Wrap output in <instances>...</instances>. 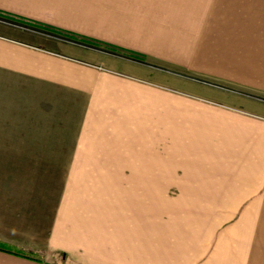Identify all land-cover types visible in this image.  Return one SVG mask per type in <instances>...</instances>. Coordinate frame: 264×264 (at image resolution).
I'll list each match as a JSON object with an SVG mask.
<instances>
[{
  "label": "rangeland",
  "instance_id": "374dc122",
  "mask_svg": "<svg viewBox=\"0 0 264 264\" xmlns=\"http://www.w3.org/2000/svg\"><path fill=\"white\" fill-rule=\"evenodd\" d=\"M0 1V37L14 42L0 40V174L9 184L0 187L31 186L35 202L52 206L64 190L71 219L123 249L149 242L157 251L175 236L201 251L263 247L264 211L222 208V191L250 165L245 146L224 141L256 120L224 102L254 103L261 93L236 89L218 70L233 38L246 42L241 56L264 66V0H86L87 23L112 22L97 27L104 38L82 33L83 23L80 32L63 18H36L37 0ZM117 35L127 45L109 41ZM40 41L54 52L28 47ZM102 59L134 76L94 65ZM86 109L117 142H66L62 112L71 135Z\"/></svg>",
  "mask_w": 264,
  "mask_h": 264
},
{
  "label": "crops",
  "instance_id": "0c3cea01",
  "mask_svg": "<svg viewBox=\"0 0 264 264\" xmlns=\"http://www.w3.org/2000/svg\"><path fill=\"white\" fill-rule=\"evenodd\" d=\"M10 3H17V1L10 0ZM85 3L86 0H67V3L63 0H37L32 2L33 10L36 8L40 10L33 13H41L34 15L36 18L43 19V16L53 20L63 18V26H68L81 32L84 29L82 28L83 25H85L88 26L89 30L85 29L82 33L100 38L103 33L97 27H102L106 23L110 24L112 22L101 21V19L97 18L99 20L95 21L96 23L93 20L87 23V20L91 19L90 16L94 13L84 10L82 5ZM0 4H2L1 1ZM66 17L78 18L76 20L79 23L73 18ZM92 18L94 17L92 16ZM64 19H67L65 20L67 22H64ZM80 23H83V25L80 26ZM145 23L141 21L132 22L135 28ZM127 25L129 26V24ZM101 38H104V36ZM118 38L125 40L122 35H117V38H112L109 41L112 44L117 43L118 45L121 43L120 45H127V42L118 40ZM0 40L14 43L12 40L2 37H0ZM225 41L227 40L225 39ZM227 42L223 43L222 67H219L218 71L228 77L231 85L232 83H234L233 86L238 84L239 86L237 85L236 89L243 91L253 90L261 93V95H256L261 100L257 99L253 103L252 99L245 96V99L241 98L242 100H239L237 104L228 105L224 102L226 106L238 109L240 113L247 117H255L256 120H251V126H245L246 130H242V133L239 132V138L235 139L234 137L224 141L230 142L231 145L233 143L238 145V142L239 146H245L246 151L244 153L249 156L248 162L250 165L246 167L243 173L237 175L235 178L237 181L231 186V190L227 191L224 188L227 185H223L222 194L229 196V199L223 202L222 208L223 210L254 209L264 211V205L262 206V202H259L260 196L264 194V66H257L254 62H251V59L248 60L246 55L241 56L238 53L237 50L245 49L246 42H237L234 38ZM47 43L40 41L38 44H32L34 47H28L54 52L53 49L47 46ZM135 48L145 50L140 41L136 42ZM207 52V67L211 68V52L209 49ZM52 55L55 56V54ZM65 55L75 57L73 53ZM94 65L108 67L111 71L119 72L126 76H134V74L130 73V68L126 72L116 69L114 60H95ZM218 71H216L217 75L220 74ZM85 111L83 114L81 113L82 115L80 114L79 125L71 135H68L64 126L67 118L64 119L63 114L67 112H62L61 131L66 142L69 137L72 138L69 142H117V131L112 134L110 129L102 131L96 129V126L91 122L94 119L92 112L87 109ZM133 112L134 110H132ZM53 116L55 120V114ZM248 129L251 131H248ZM100 132L103 134L100 135ZM4 183L9 185L7 179L0 174V184ZM20 183L25 184L23 181ZM16 185L18 187H0V206L2 204L8 207L19 205L21 206L20 208H26L19 211L15 210V213H10L8 214L9 216L6 212L0 211V245L10 251H0V264H264V245L257 251H241L240 248L242 247L239 248L238 246H235L237 249L224 246L221 249L214 250L209 247V249L201 251L192 246L190 244L191 241L181 240L185 238L175 236V239L180 240L175 243V246L168 245L157 251L151 250L155 247L148 245L149 242H144V250L142 251H136L135 247L131 245H127L126 249H123V247H119L118 243H113L111 239L96 237L95 228L79 224L77 216H75V219H71L70 204L62 199L64 190L59 193L58 201L53 203L52 206L47 203L40 204L34 201L32 196L38 194L34 190L35 188ZM10 194L16 198L12 195L13 198L7 197ZM18 196L19 198H17ZM254 197L255 199H252ZM235 204L240 205L235 206ZM38 205L43 207L50 205L52 207L39 209ZM252 205L255 206L252 207ZM74 210L76 211V209ZM40 211L51 212L45 214L40 213ZM259 221L256 224L264 226V219H259ZM222 237L224 239V236ZM225 239L230 245L234 238L226 236ZM158 247L160 248V246Z\"/></svg>",
  "mask_w": 264,
  "mask_h": 264
},
{
  "label": "trees",
  "instance_id": "16d2710c",
  "mask_svg": "<svg viewBox=\"0 0 264 264\" xmlns=\"http://www.w3.org/2000/svg\"><path fill=\"white\" fill-rule=\"evenodd\" d=\"M0 251L10 252L7 248L0 245Z\"/></svg>",
  "mask_w": 264,
  "mask_h": 264
}]
</instances>
